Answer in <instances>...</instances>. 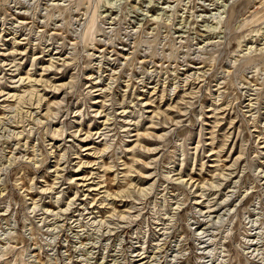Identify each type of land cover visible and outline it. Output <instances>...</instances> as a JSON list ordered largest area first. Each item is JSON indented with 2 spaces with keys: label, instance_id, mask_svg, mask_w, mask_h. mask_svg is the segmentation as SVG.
Masks as SVG:
<instances>
[{
  "label": "rangeland",
  "instance_id": "obj_1",
  "mask_svg": "<svg viewBox=\"0 0 264 264\" xmlns=\"http://www.w3.org/2000/svg\"><path fill=\"white\" fill-rule=\"evenodd\" d=\"M0 264H264V0H0Z\"/></svg>",
  "mask_w": 264,
  "mask_h": 264
}]
</instances>
